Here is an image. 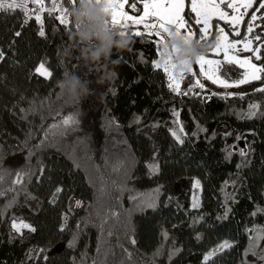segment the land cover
Masks as SVG:
<instances>
[{
    "label": "trees",
    "instance_id": "trees-1",
    "mask_svg": "<svg viewBox=\"0 0 264 264\" xmlns=\"http://www.w3.org/2000/svg\"><path fill=\"white\" fill-rule=\"evenodd\" d=\"M43 17L46 38L38 37L35 21L23 25L19 10L0 11V51L5 54L0 60V166L6 170L0 182L4 192L0 195V264H93L94 260L101 264L109 247L112 253L106 264H121L122 260L153 264L158 248L154 264H202L203 254L224 239L234 241V247L212 258L210 264H241L252 235L245 228L264 226V213L250 215L256 205L264 207V117L239 119L235 112L246 110L248 101L261 96L246 87L245 100L225 101L212 96L215 91L209 86L200 97L176 96L169 92L163 71L151 67V59L157 56L149 45L143 46L141 61L139 43L125 51L114 50L110 62L85 66L54 16L45 13ZM17 32L21 35L16 36ZM42 61L53 72L51 78L35 72ZM65 70L90 81V94L79 103L66 101L56 87ZM173 109L188 134L183 145L176 144L168 132L177 119ZM56 110L61 118L75 114L79 123L63 135L62 130L54 138L50 133L45 145L36 149L34 145L44 136L41 125L46 128L54 123ZM157 123L159 127L153 129ZM197 124L207 132L192 136L198 131ZM249 146L247 163L238 169L242 163L239 151ZM226 148L232 152L230 159L225 158ZM154 152L160 170L150 175L146 164ZM120 161L124 165L114 171ZM17 171L33 173L22 184L35 199L13 184ZM195 180L200 181L199 207L193 209L190 193L195 195L191 187ZM112 181L126 182L129 189L119 203ZM57 187L62 191L50 203ZM226 195L235 198V202L228 200L231 214L227 220H217L223 214ZM130 196L153 197L157 207L133 211L129 223L125 209L134 208ZM13 197L16 202L6 207ZM77 199L82 202L78 209ZM110 210L120 213L119 222L110 220L102 234L99 224ZM65 214L68 220L61 231ZM202 214L204 219L193 225V219ZM14 216L33 223L36 232L26 230L23 236L13 232L10 222ZM110 227L115 232L112 237L107 235ZM132 229L135 246L128 242ZM162 230L169 239H163ZM198 233L200 240L195 238ZM74 235V246L69 247ZM117 236L133 253L130 262L116 246ZM173 241L181 251L169 262ZM247 259L254 258L249 255Z\"/></svg>",
    "mask_w": 264,
    "mask_h": 264
},
{
    "label": "snow or ice",
    "instance_id": "snow-or-ice-1",
    "mask_svg": "<svg viewBox=\"0 0 264 264\" xmlns=\"http://www.w3.org/2000/svg\"><path fill=\"white\" fill-rule=\"evenodd\" d=\"M108 5L107 11L109 12V20L107 23L111 27L120 30L121 35H128L133 43H139L141 48V61L144 60L143 46L149 45L155 52L159 59H151V67L153 70H162L165 77L167 88L170 93L176 96H195L200 97L203 92H206L207 85L205 81H210L211 84L216 85L223 91L212 92V96H218L219 98L228 101L230 98L243 101L249 95V92L245 88H251L253 94H259L260 100L248 101L247 108L241 109L235 112L239 119L251 120L253 118L264 117V0H190L186 3V0H105ZM29 4L33 5V8H29ZM67 4L68 6H65ZM76 0H51V6L45 7V0H0V11H6L14 13L16 10H20L23 13L24 20L23 25H27L31 19L34 18L38 27L37 35L40 38H46L45 31V19L42 14L47 13L48 17H52L54 13L55 21L58 22V27H63L67 33H70L72 29V23L69 16V7H74ZM228 10H231V14ZM195 14L194 23L189 17ZM222 22V24H221ZM231 27L232 31L227 29ZM180 35H184L186 38L196 40L197 42H212L215 41V46L212 47L206 55L200 56L197 60L184 72H174V65L169 64L167 59H164V52L161 45L166 42V39L171 35V31ZM21 33L17 32L16 36H20ZM134 51V49H129ZM171 51H175L172 49ZM222 54L223 59H212L210 56H220ZM4 52L0 51V60L4 59ZM46 61H42L36 67L35 72L44 76L46 79L53 76V72L50 71L45 65ZM198 66L199 74L196 70ZM231 66L235 69H242L235 77L227 74L228 68ZM203 77V80L201 79ZM187 81L186 87H181L182 83ZM199 89V91H197ZM210 99L211 97H206ZM22 112L26 110L21 109ZM172 115L177 117L173 120L175 127H169L168 132L178 145H183L188 138V134L185 131L183 123L179 121V112L176 109L172 110ZM26 118V117H25ZM42 121L46 119L41 117ZM52 119L55 121L52 124L47 125L45 128L41 125V130L44 132L43 138L34 147L36 149L42 148L49 139L51 133L53 138L58 130L63 135L70 128H75L79 123L77 116L64 115L61 118V112L56 110L52 115ZM139 122V117L136 118ZM159 127V124L152 125L155 129ZM196 132L192 133V136H197L200 132H207V129L197 124ZM254 134V133H253ZM242 137L238 135L237 140ZM226 159H230L232 152L229 149H225ZM242 157V163L237 165L240 169L247 163L246 157L250 154V146L248 150L241 148L239 151ZM28 155L31 157L33 152L28 150ZM124 165V161H120L117 166H114V171H119V168ZM99 167V166H98ZM150 175H155L159 172L158 153L154 152L151 160L146 164ZM43 167H41V176L43 174ZM4 171L0 166V182L4 180ZM33 173L31 172H16V179L13 181L14 185H20L25 193H27L26 185L22 184L25 177L30 181ZM41 177H37L39 181ZM235 183V182H233ZM115 192L119 195L114 199L119 203L124 192L129 191L127 183L117 184L116 181H112ZM200 185L199 180H195L193 187L196 188ZM227 181L225 182V186ZM9 191H15L14 188ZM62 189L57 187L52 194L53 198L50 203H54ZM101 191H105L102 187ZM223 191V188H222ZM159 188L155 190V194L158 196ZM0 195H4L3 191H0ZM28 197H32L30 193H27ZM129 199L133 201L134 208L125 209L128 222H131V216L133 211L143 212L147 208L155 210L157 207L156 199L149 197L147 200L142 197L130 196ZM231 199L235 202L234 195H226L225 203L222 205L224 211L222 215L216 217L217 220H227L231 214V208L228 206V200ZM16 202V198L9 202L6 207H11ZM82 202L75 200V208H80ZM199 207L197 198L193 196L192 208ZM72 209H70L71 211ZM258 213H264V207L256 205L255 210L250 213L255 217ZM3 213L0 212V216ZM120 213L110 210L103 218H101L99 228L103 234L104 227L110 220H116L119 222ZM64 223L61 224V231L65 230L68 216H63ZM204 215H200L194 218L192 224L195 225L198 221L203 220ZM87 225V221H85ZM95 226V225H94ZM80 224L78 222L77 229L79 230ZM11 229L13 232L21 234L23 236V230L27 229L28 232H36V228L25 221L22 217H12ZM245 231L252 233L249 235V243L245 248L241 264H264V247L261 246V241L264 240V226H253L252 228H245ZM133 236L129 238L130 245L135 246L137 240L134 238V229H132ZM107 235L112 237L115 235L113 228H109ZM127 235V232H126ZM161 236L164 240L169 239V234L166 230L161 231ZM197 240L202 239V234H197L195 237ZM76 236L72 241H69V247L74 246ZM234 241L224 239L217 243V245L211 250L205 252L202 257V264H210L212 258L218 254L223 253L227 249L234 247ZM116 246H118L123 253H126V260L131 261L133 253L125 247L121 242L120 237H116ZM163 245H161V248ZM43 249L40 250L43 253ZM100 249H97L99 253ZM181 251L180 248L175 247V241H173L172 249L169 251V262H171L173 256L177 255ZM112 253V248L109 247L105 251V261L101 264H106L107 257ZM160 254V248L157 249L154 257ZM251 255L254 259L249 261L247 257ZM31 258V257H30ZM46 260L47 257L45 256ZM93 264H96L94 260ZM121 264H125L122 260Z\"/></svg>",
    "mask_w": 264,
    "mask_h": 264
},
{
    "label": "clouds",
    "instance_id": "clouds-1",
    "mask_svg": "<svg viewBox=\"0 0 264 264\" xmlns=\"http://www.w3.org/2000/svg\"><path fill=\"white\" fill-rule=\"evenodd\" d=\"M108 5L105 0H76L74 7H69L72 31L68 40L73 49L79 52L85 66L110 62L114 50L125 51L133 41L128 35H121L119 29L110 26ZM215 46V41L200 43L171 31L166 42L161 45L164 59L174 72H184L198 57L206 55ZM175 49V51H171ZM87 79L73 70H65L56 81L60 94L70 103H79L90 94Z\"/></svg>",
    "mask_w": 264,
    "mask_h": 264
},
{
    "label": "rangeland",
    "instance_id": "rangeland-1",
    "mask_svg": "<svg viewBox=\"0 0 264 264\" xmlns=\"http://www.w3.org/2000/svg\"><path fill=\"white\" fill-rule=\"evenodd\" d=\"M186 2H187V0H186ZM188 3H189V5H190V0H188ZM229 11V13L231 14V10H228ZM189 19L194 23V19H195V14H192L190 17H189ZM221 24H222V22H221ZM231 28V27H230ZM228 31H232V29H227ZM209 58H212V59H216V58H219V59H223V56H222V54L220 55V56H210ZM157 59H159V57H157ZM39 65V64H38ZM37 65V66H38ZM227 68H228V71H227V74L228 75H230V76H233V77H235V75H237L238 74V72L239 71H242V69H235V68H232L231 66H227ZM196 70H197V72H198V74H199V69H198V66H196ZM201 79L203 80V77H201ZM205 83H206V85L207 86H209L211 89H213L215 92H220V91H223L222 89H220V88H218L216 85H213V84H211V82L210 81H205ZM186 84H187V81H185L184 83H182V85H181V87L183 88V87H186ZM194 182L195 181H193L192 182V189H195V196H196V198L198 199V188H199V186L198 187H196V188H194L193 187V184H194ZM191 195H192V200H193V194L192 193H190ZM26 221V220H25ZM28 223H30V224H32L33 226H34V224L33 223H31V222H29V221H27ZM10 226H11V222H10ZM27 229H24L23 230V232L24 231H26ZM214 248V247H213ZM212 249V248H211ZM210 249V250H211Z\"/></svg>",
    "mask_w": 264,
    "mask_h": 264
},
{
    "label": "built area",
    "instance_id": "built-area-1",
    "mask_svg": "<svg viewBox=\"0 0 264 264\" xmlns=\"http://www.w3.org/2000/svg\"><path fill=\"white\" fill-rule=\"evenodd\" d=\"M51 6V0H49L47 3L45 2V7H50ZM34 6L33 5H31V4H29V8H33ZM20 11V10H19ZM21 12V11H20ZM21 14H22V22H23V20H24V16H23V13L21 12ZM45 14V13H44ZM44 14H42V15H44ZM57 14H59L58 12H56V13H54L53 14V16L55 17V15H57ZM31 21H35L34 20V18L33 19H31L30 21H29V23L31 22ZM28 23V24H29ZM36 23V22H35Z\"/></svg>",
    "mask_w": 264,
    "mask_h": 264
},
{
    "label": "water",
    "instance_id": "water-1",
    "mask_svg": "<svg viewBox=\"0 0 264 264\" xmlns=\"http://www.w3.org/2000/svg\"><path fill=\"white\" fill-rule=\"evenodd\" d=\"M186 3H188V0H187V2Z\"/></svg>",
    "mask_w": 264,
    "mask_h": 264
},
{
    "label": "bare ground",
    "instance_id": "bare-ground-1",
    "mask_svg": "<svg viewBox=\"0 0 264 264\" xmlns=\"http://www.w3.org/2000/svg\"><path fill=\"white\" fill-rule=\"evenodd\" d=\"M55 18V17H54Z\"/></svg>",
    "mask_w": 264,
    "mask_h": 264
}]
</instances>
